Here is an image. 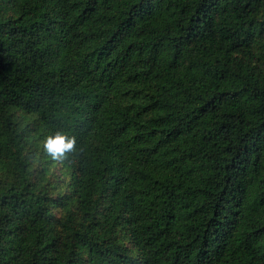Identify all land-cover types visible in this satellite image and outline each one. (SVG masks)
<instances>
[{
	"label": "trees",
	"instance_id": "1",
	"mask_svg": "<svg viewBox=\"0 0 264 264\" xmlns=\"http://www.w3.org/2000/svg\"><path fill=\"white\" fill-rule=\"evenodd\" d=\"M0 264H264V0H0Z\"/></svg>",
	"mask_w": 264,
	"mask_h": 264
},
{
	"label": "clouds",
	"instance_id": "2",
	"mask_svg": "<svg viewBox=\"0 0 264 264\" xmlns=\"http://www.w3.org/2000/svg\"><path fill=\"white\" fill-rule=\"evenodd\" d=\"M42 151L52 161L63 163L70 155H78L82 149L77 148L75 136L66 132L56 131L55 134L47 136L42 143Z\"/></svg>",
	"mask_w": 264,
	"mask_h": 264
}]
</instances>
